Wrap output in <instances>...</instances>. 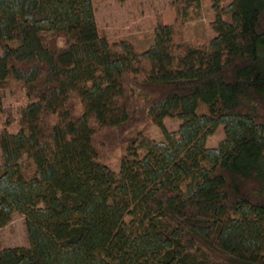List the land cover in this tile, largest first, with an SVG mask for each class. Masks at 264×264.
Masks as SVG:
<instances>
[{
	"label": "trees",
	"instance_id": "1",
	"mask_svg": "<svg viewBox=\"0 0 264 264\" xmlns=\"http://www.w3.org/2000/svg\"><path fill=\"white\" fill-rule=\"evenodd\" d=\"M209 1L211 38L182 40L202 0H171L137 51L92 0H0V117L8 84L27 99L0 129V228L17 212L28 241L0 264H264V0Z\"/></svg>",
	"mask_w": 264,
	"mask_h": 264
},
{
	"label": "rangeland",
	"instance_id": "2",
	"mask_svg": "<svg viewBox=\"0 0 264 264\" xmlns=\"http://www.w3.org/2000/svg\"><path fill=\"white\" fill-rule=\"evenodd\" d=\"M97 27L110 41L127 40L137 51L145 50L152 42L153 31L158 23L170 24L173 22L171 0H92ZM212 19L211 2L202 0L199 19L190 21L183 26L182 40L191 43L204 42L211 38L209 23ZM27 102L23 89L15 84H8L3 90V104L6 112L0 117V129L7 125L9 132L19 129L18 110ZM167 131L175 132L179 121L177 119L164 120ZM149 137L162 140L159 130L150 125L147 128ZM224 138L223 129L219 127L213 135L207 138L208 148L216 147ZM119 152H113L106 164L116 168ZM27 235L24 218L21 214L13 213L10 222L0 228V248L27 246Z\"/></svg>",
	"mask_w": 264,
	"mask_h": 264
}]
</instances>
